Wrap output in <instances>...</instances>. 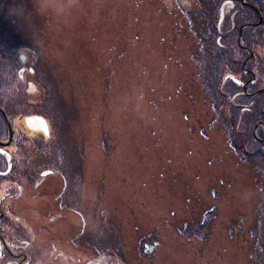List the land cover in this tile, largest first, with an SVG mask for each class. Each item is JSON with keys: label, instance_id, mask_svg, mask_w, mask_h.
I'll return each mask as SVG.
<instances>
[{"label": "rangeland", "instance_id": "374dc122", "mask_svg": "<svg viewBox=\"0 0 264 264\" xmlns=\"http://www.w3.org/2000/svg\"><path fill=\"white\" fill-rule=\"evenodd\" d=\"M246 1L237 5L259 23L239 28L247 53L228 37L222 65L202 30L214 20L204 3L216 0H90L57 31L10 15L20 0H0L13 39L0 35V84L23 76L11 98L0 94V121L29 108L17 88L36 75L18 64V42L25 61L38 59L39 98L61 99L66 155L76 156L72 204L64 187L31 192L28 147L11 149L13 172L0 168L3 264H264V73L248 65L264 55L243 34L263 15Z\"/></svg>", "mask_w": 264, "mask_h": 264}, {"label": "flooded vegetation", "instance_id": "af4514ba", "mask_svg": "<svg viewBox=\"0 0 264 264\" xmlns=\"http://www.w3.org/2000/svg\"><path fill=\"white\" fill-rule=\"evenodd\" d=\"M24 52L21 54V63L23 65H30V68L35 70L36 62L34 64L25 61ZM29 70V68H26ZM22 77H17L15 80L22 82ZM27 80V87H21L17 89H27L29 108L24 111L21 117H14L9 111L6 110V116L2 114L3 123L0 121V168H2L5 164L7 165V172L0 169V178H4L5 176L11 174L14 169V151L11 149H17V146H27L29 152V159L27 162V167L25 165V169L23 173L25 177V184L28 188H33L30 191H40L38 188H43L42 191H48L51 186H55L51 193H55L57 187L60 186L61 191L62 188L72 191L71 203L73 204V191H76V176H74L73 170L76 169V156L70 155L68 157L66 155V149L64 146V137L61 126H59V114L61 113V99L57 98V94L52 97L47 96L43 99H40L39 96H42L45 92L43 89V83L41 80L37 79V76H32L30 78H25ZM14 78L8 79V83L6 85V89L12 93L18 83ZM4 86V85H3ZM2 85L0 86V90L4 88ZM16 92V91H14ZM44 92V93H43ZM4 98H11L10 96L3 95ZM7 109H10L8 107ZM43 121V125L41 124ZM63 124V120H62ZM46 125L47 131H44V126ZM11 127V129H10ZM48 158V159H47ZM70 160V166L67 161ZM48 164L46 165V163ZM42 164L46 167L44 170L42 168ZM72 173V178L70 181V189L68 188L69 182L63 181L64 179H69V177L64 176L67 174V171ZM67 170V171H66ZM7 175H4L6 174ZM59 177L58 180H53L51 178ZM58 181V182H57ZM19 190H23L22 186L19 185ZM34 193V192H33ZM54 201L51 202L52 207L57 208L56 197L54 195ZM1 222V218H0ZM2 234V231L0 229ZM0 247H8V240L3 236H0ZM3 239V241H2ZM1 252V257L3 256V251ZM11 255H14V253ZM20 254V253H19ZM0 257V258H1ZM26 258V257H24Z\"/></svg>", "mask_w": 264, "mask_h": 264}, {"label": "trees", "instance_id": "16d2710c", "mask_svg": "<svg viewBox=\"0 0 264 264\" xmlns=\"http://www.w3.org/2000/svg\"><path fill=\"white\" fill-rule=\"evenodd\" d=\"M246 2H250L253 5L258 7V9L260 10V12L263 15V21L256 26L255 25H246L243 29V34L246 32V30H251L252 31L251 35L247 32L248 35L246 37H249V38H247L246 40L248 41V43L252 47L255 46V47L261 48L262 53L264 55V0H247ZM204 5L208 9V17H213L214 20H210L211 22L209 23L208 20L206 19L207 23L203 24L202 30L204 28V29H207V32L209 30L210 33L214 34L216 44L212 45L211 48L214 49L213 55L219 56V58H220L219 63H221L223 65V57L225 55V52H228V51L231 52V50H232L228 46V43H227L229 36L234 35L233 46L234 45L236 47L238 46L240 49V52H246L244 49L240 48L241 46L238 43L239 28L244 23L258 22L259 21L258 14L254 10V8L244 4L243 2H240L239 6H238L237 0H216L215 4L212 2H207V3H204ZM187 12L192 14V16L202 17L201 12H192L191 8ZM209 27H212L214 29V31L210 30L211 28H209ZM202 30L200 31L199 35L195 34V37L198 38V41H200L199 37L201 36V33L203 32ZM0 35H5L2 28H0ZM5 36H6V39H8V40L12 39V38L8 37L7 35H5ZM18 44L19 43L16 42L15 48H17L18 64L21 65L22 64L21 63L22 51L20 50V45H18ZM0 57H1V52H0ZM254 57L258 58V62L253 61V60L249 61L248 65L251 66L250 69H252L254 71V67L251 64L252 62H254V63H257L256 66H258V68L264 73V62H260V59L262 58V56H260L259 52L256 51V53H254ZM194 59L197 60L195 57L193 58V60ZM204 60L205 59L202 60V58H200L198 60L199 63L197 64V66L202 67L201 64H204V62H203ZM263 61H264V58H263ZM35 62H36L35 63L36 66H37L38 59H36ZM28 68H29V71H31V73L38 76L37 73L33 72L35 70L30 68V65L28 66ZM6 85H7V82L4 83V86L2 85L4 88H2L0 90V94L6 95L9 93V91L5 88ZM0 86H1V84H0ZM210 87H213V86L210 85ZM227 131L228 130H225V132H227ZM232 139H234V138H232ZM256 237H258V238H256L255 245L257 248H261L260 243L264 242V232L259 233ZM0 264H3V262L1 260H0Z\"/></svg>", "mask_w": 264, "mask_h": 264}, {"label": "clouds", "instance_id": "9594fccd", "mask_svg": "<svg viewBox=\"0 0 264 264\" xmlns=\"http://www.w3.org/2000/svg\"><path fill=\"white\" fill-rule=\"evenodd\" d=\"M89 2L90 0H28L31 5V12H28L24 0H20L19 4L10 9V15L27 22H31L34 15L42 21L44 28L57 31L61 27H71L72 21L86 10Z\"/></svg>", "mask_w": 264, "mask_h": 264}, {"label": "snow or ice", "instance_id": "6c2138e0", "mask_svg": "<svg viewBox=\"0 0 264 264\" xmlns=\"http://www.w3.org/2000/svg\"><path fill=\"white\" fill-rule=\"evenodd\" d=\"M41 124L43 125V121H41ZM44 131H47L46 125L44 126Z\"/></svg>", "mask_w": 264, "mask_h": 264}, {"label": "water", "instance_id": "95a60500", "mask_svg": "<svg viewBox=\"0 0 264 264\" xmlns=\"http://www.w3.org/2000/svg\"><path fill=\"white\" fill-rule=\"evenodd\" d=\"M2 112H3V114L6 116V114H5V112L2 110ZM10 129H11V127H10ZM1 239V238H0ZM2 241H3V239H2Z\"/></svg>", "mask_w": 264, "mask_h": 264}]
</instances>
